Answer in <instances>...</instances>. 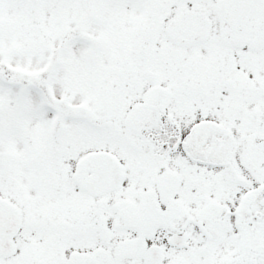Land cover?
Masks as SVG:
<instances>
[{
	"label": "snow or ice",
	"instance_id": "6c2138e0",
	"mask_svg": "<svg viewBox=\"0 0 264 264\" xmlns=\"http://www.w3.org/2000/svg\"><path fill=\"white\" fill-rule=\"evenodd\" d=\"M0 264H264V0H0Z\"/></svg>",
	"mask_w": 264,
	"mask_h": 264
}]
</instances>
